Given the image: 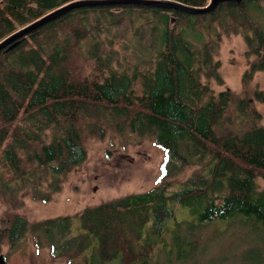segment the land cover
<instances>
[{
    "label": "trees",
    "instance_id": "1",
    "mask_svg": "<svg viewBox=\"0 0 264 264\" xmlns=\"http://www.w3.org/2000/svg\"><path fill=\"white\" fill-rule=\"evenodd\" d=\"M71 1L0 0V41ZM170 1L202 8L210 0ZM152 14L157 23L148 29L146 46L137 42L145 29L132 28V63L105 55L108 25L145 21ZM217 23L240 32L246 54L253 56L243 74L242 93L250 94L255 73L264 70V0L224 2L204 14L136 3L86 6L0 52L4 188L15 190L40 170L51 175L48 194L59 191L63 174L87 159L84 137L95 135L87 131L105 129L103 115L120 119L133 133L153 135L165 151L154 187L75 216L30 223L17 214L0 225V250L5 242L14 248L30 233L37 246H49L66 264H264V125L236 131L228 115L236 101L237 116L245 119L254 101H264V90L256 88L251 100L212 87L214 78L220 84L223 78L214 60L215 40L204 29ZM82 47L83 66L73 60ZM193 159L205 163L194 181L189 178L181 190L163 183ZM229 227L240 229L244 242L213 254L218 240L230 236Z\"/></svg>",
    "mask_w": 264,
    "mask_h": 264
},
{
    "label": "rangeland",
    "instance_id": "2",
    "mask_svg": "<svg viewBox=\"0 0 264 264\" xmlns=\"http://www.w3.org/2000/svg\"><path fill=\"white\" fill-rule=\"evenodd\" d=\"M146 19L145 21L137 18L132 21L129 19L132 25L126 21L118 26L108 25L110 36H105L106 42L101 46L105 55L113 56L115 60L119 59L122 65L127 66L132 63L133 46L136 43L132 28L138 24L135 28L145 29L144 32L147 34L137 39L138 44L144 47L149 39L148 29H152L154 22L157 23V18L153 14L152 17ZM235 30L234 27L231 29L220 27L219 23L215 28L209 26L204 29L205 33L210 32L209 38L215 40L213 42L214 60L220 62V73L223 78L222 84L214 78L212 87H215L217 91L229 89L238 94L237 99L252 100L253 91L256 88L264 90V70L255 73L251 84L252 93L243 94V74L253 60V56L246 54L245 40L241 33ZM188 33L192 35L191 31ZM207 41L208 45L212 46L211 42ZM197 45L200 46L199 43ZM83 51L82 47L73 58L74 62L81 66L86 63ZM124 58L130 60H123ZM235 106L236 101L228 115L229 118L235 119L236 131L242 130V127L247 128L251 123L264 125V101H254L252 110L249 111L251 113L245 119L237 116L238 110H235ZM253 110L257 111L259 117H255ZM100 121L105 124V129L94 128L92 131H87L95 134L84 137L87 159L81 165L73 166L63 174L59 191L48 194L51 175L42 173L40 170L35 171V175L32 174L31 178H26L27 180L15 190L9 187L4 188L0 179L1 226L7 225L17 214L24 216L30 223L60 215L75 216L89 206L128 194L147 191L160 182L165 151L157 144L156 137L133 133L116 117L103 115ZM227 125L224 132H229ZM175 163L178 164L179 161ZM204 166L205 163L193 159L191 165L184 169H176L173 171L174 176L167 178L163 183L169 185L170 189L181 190L187 186L186 181L189 178L192 177L188 182L191 183L194 181V176L196 178L200 175L197 173H203L201 169ZM40 189L43 190L42 194H38ZM47 195L48 200H44L45 198L42 197H47ZM77 225L79 221L75 218L74 227ZM227 230L230 236L218 240L213 246V254L226 252L244 242V234L240 229L229 227ZM208 233L209 231H206V237L209 236ZM234 251H236L235 248ZM0 254L5 255L8 264H66V258L52 256L49 246H37L36 240L30 233L26 234L14 248H10L6 242L3 243Z\"/></svg>",
    "mask_w": 264,
    "mask_h": 264
},
{
    "label": "water",
    "instance_id": "3",
    "mask_svg": "<svg viewBox=\"0 0 264 264\" xmlns=\"http://www.w3.org/2000/svg\"><path fill=\"white\" fill-rule=\"evenodd\" d=\"M227 1H234L237 4L241 5L244 0H210L208 5L202 8H192L190 6L183 5L170 0H74L54 9L52 12L20 28L18 31L4 38L2 41H0V52L3 50L10 51L16 48L20 45L24 37H26L31 32L43 27L44 25L53 20L63 17V15L73 11L74 9L81 7L124 5L136 3L157 8H176L195 14H204L213 11L218 7L220 3ZM0 264H8L4 254H0Z\"/></svg>",
    "mask_w": 264,
    "mask_h": 264
}]
</instances>
